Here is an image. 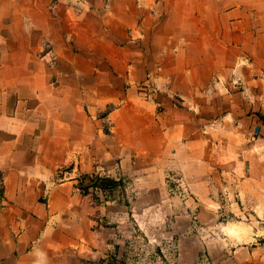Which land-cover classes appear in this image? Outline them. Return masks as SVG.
<instances>
[{"label":"crops","instance_id":"0c3cea01","mask_svg":"<svg viewBox=\"0 0 264 264\" xmlns=\"http://www.w3.org/2000/svg\"><path fill=\"white\" fill-rule=\"evenodd\" d=\"M262 147L264 0H0V264H108L139 199L88 198L100 168L148 197L176 173L210 214L236 193L255 221L178 259L264 264Z\"/></svg>","mask_w":264,"mask_h":264},{"label":"rangeland","instance_id":"374dc122","mask_svg":"<svg viewBox=\"0 0 264 264\" xmlns=\"http://www.w3.org/2000/svg\"><path fill=\"white\" fill-rule=\"evenodd\" d=\"M263 165L259 168L260 170L258 167L254 169L263 173V181L261 182L264 184ZM66 169H72V166L62 168L64 171ZM99 170L94 174L81 176L85 180L81 183L82 186L88 187L87 194H90L88 198L94 200L105 192L92 185L94 180L90 177L91 175L107 177L105 174L107 171L104 168ZM75 173L78 174L79 172L75 171ZM175 174L170 172L166 177V186L168 187L166 194L162 195L155 187L154 195L149 197L144 196L145 188L141 187V184L135 183L127 174L118 175L120 185L116 189L123 185L128 186L131 201L137 199L139 201L134 204L135 206H131L134 209L132 212L129 211L130 214L124 207L125 215L122 219L125 218L128 224L118 227L121 234V248L119 251L118 248H111L113 253L106 257L108 264H182L178 259L180 254L178 240L180 238L198 232V234L205 236L206 240L210 238L215 246L220 247L225 245L223 241L224 232L237 235L244 230V222L255 221V217L240 212L242 209L238 207L237 202L239 200L236 193L230 194L226 189L219 196H216L217 201L221 202L222 206L217 207L211 214L200 212L195 207L199 200L192 193L188 181ZM66 176L69 175L64 173L60 177L66 178ZM226 183L238 189L237 182L234 184L233 180L230 182L226 180ZM117 195V202L129 200L125 195L122 197V192L117 193ZM146 198H149V201H144ZM176 202L179 204H175ZM141 204L145 206L143 210L139 209ZM232 204H236V209H231ZM126 205L130 206V204ZM120 213L122 214V212ZM260 215L263 216L264 211L260 212ZM210 217L213 218L212 223L206 224L204 219ZM230 228L233 231H229ZM199 264L215 263L206 251V254L201 256Z\"/></svg>","mask_w":264,"mask_h":264},{"label":"trees","instance_id":"16d2710c","mask_svg":"<svg viewBox=\"0 0 264 264\" xmlns=\"http://www.w3.org/2000/svg\"><path fill=\"white\" fill-rule=\"evenodd\" d=\"M90 177L92 178V180H94L92 185L104 191H112L116 187H118V185H120V181L111 177H103L99 175H91ZM82 191L84 193H87L88 187H86L85 185L82 186Z\"/></svg>","mask_w":264,"mask_h":264}]
</instances>
